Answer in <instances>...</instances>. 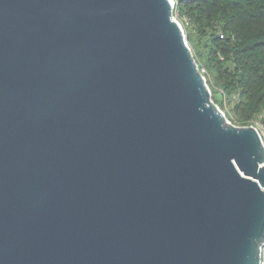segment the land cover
<instances>
[{
  "label": "water",
  "instance_id": "1",
  "mask_svg": "<svg viewBox=\"0 0 264 264\" xmlns=\"http://www.w3.org/2000/svg\"><path fill=\"white\" fill-rule=\"evenodd\" d=\"M174 5L0 0V264H262L264 147Z\"/></svg>",
  "mask_w": 264,
  "mask_h": 264
},
{
  "label": "trees",
  "instance_id": "2",
  "mask_svg": "<svg viewBox=\"0 0 264 264\" xmlns=\"http://www.w3.org/2000/svg\"><path fill=\"white\" fill-rule=\"evenodd\" d=\"M174 2L213 102L230 103L228 120L245 125L264 111V0Z\"/></svg>",
  "mask_w": 264,
  "mask_h": 264
},
{
  "label": "built area",
  "instance_id": "3",
  "mask_svg": "<svg viewBox=\"0 0 264 264\" xmlns=\"http://www.w3.org/2000/svg\"><path fill=\"white\" fill-rule=\"evenodd\" d=\"M236 126H242V125H236ZM246 126H252L254 127L261 139L262 145L264 147V111L260 112L258 115H256L254 118L250 119L245 125ZM264 165V163L262 164ZM262 264H264V247L262 249Z\"/></svg>",
  "mask_w": 264,
  "mask_h": 264
},
{
  "label": "rangeland",
  "instance_id": "4",
  "mask_svg": "<svg viewBox=\"0 0 264 264\" xmlns=\"http://www.w3.org/2000/svg\"><path fill=\"white\" fill-rule=\"evenodd\" d=\"M185 38H186V36H185ZM215 100L216 101H220V102H222V100H223V98H221V96H219V95H215ZM216 104V103H215ZM219 107V106H218ZM231 108V105H230V103L228 104V106L223 102L222 103V107H219V109L226 115L227 114V111H228V109L229 108ZM230 123H232L231 121H230ZM233 124V123H232Z\"/></svg>",
  "mask_w": 264,
  "mask_h": 264
}]
</instances>
